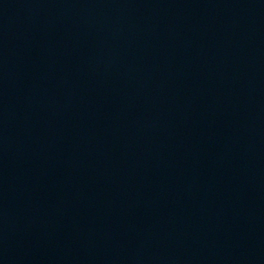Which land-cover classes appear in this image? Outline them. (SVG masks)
Segmentation results:
<instances>
[{
  "label": "water",
  "instance_id": "obj_1",
  "mask_svg": "<svg viewBox=\"0 0 264 264\" xmlns=\"http://www.w3.org/2000/svg\"><path fill=\"white\" fill-rule=\"evenodd\" d=\"M0 264H264V0H0Z\"/></svg>",
  "mask_w": 264,
  "mask_h": 264
}]
</instances>
